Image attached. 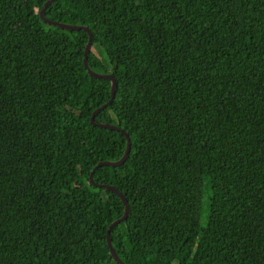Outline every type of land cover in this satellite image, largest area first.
<instances>
[{
  "label": "trees",
  "instance_id": "16d2710c",
  "mask_svg": "<svg viewBox=\"0 0 264 264\" xmlns=\"http://www.w3.org/2000/svg\"><path fill=\"white\" fill-rule=\"evenodd\" d=\"M49 0H0V264H119L90 176L127 139L111 81ZM131 137L94 181L128 200L126 264H264V0H58Z\"/></svg>",
  "mask_w": 264,
  "mask_h": 264
},
{
  "label": "water",
  "instance_id": "95a60500",
  "mask_svg": "<svg viewBox=\"0 0 264 264\" xmlns=\"http://www.w3.org/2000/svg\"><path fill=\"white\" fill-rule=\"evenodd\" d=\"M56 1H58V0H49V1H47L45 3V5L43 6V8L40 11V15H41L42 20L45 23L49 24V25L57 26V27H59L61 29L68 30V31L85 30L89 34V41H88V44L86 46L85 54H84V61H83L84 67L86 68V70L88 71V73H89V75L91 77H94V78L100 79V80H109V81H111V85H112V88H111V99H110V101L108 103L104 104L102 107H100V108H98V109H96L94 111V113H93V115L91 117V124L93 126H96V127H101V128H105V129L112 130V131H118V132L122 133L127 139V147H126V150H125V153H124L123 157L119 161L100 162L95 167V169L93 170V172H92V174L90 176V181H91L92 184L96 185L97 187L106 188L107 190L118 194L119 197L122 199V201L124 203L125 213L120 219H117L116 221H114L110 225L108 233H107V242H108V246L110 248L112 257L119 264H126L119 257V255L117 254V252H116V250L114 248L113 241H112V238H111V233H112V230L116 226H118L120 223H122V222H124V221H126L128 219L129 214H130V205L128 203L127 198L118 189H116L114 186H111V185H100V184H96L95 181H94V174H95L97 169H99L101 167H104V166L120 167L124 163H126V161L128 160V158L130 156V153H131L132 140H131L130 135L125 130L120 129V128H118L115 125H109V124H103V123H97L96 122L97 116L101 112H103L108 106H110L113 103V101L115 100L116 94H117V91H118V83H117V80L114 77V75L98 73V72H95L94 70L91 69V67L89 65V55H90V53L92 51L94 35H93V33H92V31L90 30L89 27L78 26V25H70V24H66V23H60V22H57V21H52V20H50V19H48L46 17V10L48 9L49 6L53 5Z\"/></svg>",
  "mask_w": 264,
  "mask_h": 264
}]
</instances>
